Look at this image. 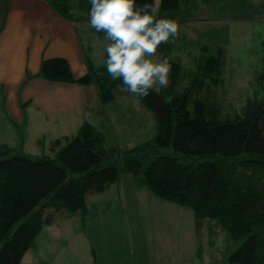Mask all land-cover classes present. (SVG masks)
Wrapping results in <instances>:
<instances>
[{
    "label": "trees",
    "instance_id": "trees-1",
    "mask_svg": "<svg viewBox=\"0 0 264 264\" xmlns=\"http://www.w3.org/2000/svg\"><path fill=\"white\" fill-rule=\"evenodd\" d=\"M47 1L68 15L62 9L66 6L58 4L61 0ZM89 7L88 0H71L70 9L77 12L87 14ZM179 7V0H161L158 16L175 19ZM215 62L209 57L203 71L210 73ZM169 63V86L137 97L153 114L154 135L130 149H106L100 132L88 123L74 136L55 139L49 156L42 158L0 144V264H21L42 228L56 222L58 215L66 221L77 212L85 224L87 197L119 184L123 173L157 199L190 209L195 224L215 221L230 240L239 242L227 256L228 264H264V104L249 101L244 117L233 122L214 119L199 101L191 114L189 88L180 95L174 92L181 66ZM38 76L93 85L102 103L111 102L121 88L105 65L89 67L75 78L64 58L43 60Z\"/></svg>",
    "mask_w": 264,
    "mask_h": 264
},
{
    "label": "rangeland",
    "instance_id": "rangeland-1",
    "mask_svg": "<svg viewBox=\"0 0 264 264\" xmlns=\"http://www.w3.org/2000/svg\"><path fill=\"white\" fill-rule=\"evenodd\" d=\"M189 3L187 5L181 3L179 11L182 17L179 21L185 22L176 21L178 24L176 37L167 43H161L156 58L167 57L169 61L173 60L181 66L179 82L174 92L175 95H180L184 89L189 88L187 108L191 114L194 112L196 102L199 101L203 103L206 113H208L207 109L214 113V119L233 122L237 117H244L245 105H248L249 101H262L264 104V0H245L244 3L239 0L208 2L191 0ZM184 11L189 16H183ZM239 16H245L249 21L229 20L232 19L231 17ZM81 38L92 68L100 69L104 66L106 58L104 47L107 41L96 37L98 45L96 47L95 43L88 45L86 37ZM209 57H214L216 62L213 70L207 73L203 71V63ZM196 78L200 79L195 80ZM166 88L157 85L153 90L159 92ZM119 91L126 93L119 88L111 102L102 104L98 100L100 108L101 105L105 107V111L101 108L103 117L92 113L89 117H85V120L90 123L97 121L94 126L105 140L106 149L114 148L120 152L151 138L155 132V120L153 114L140 105L136 96L120 95ZM112 103H120L127 108L117 110V107L111 108V113L114 115L112 118L106 114ZM95 111H98V106ZM4 113L6 112L2 110L0 118L4 117ZM29 113L27 108L24 116L31 121ZM83 113L89 115L85 109L77 111L78 130L84 123H88L80 121V115ZM59 116L57 115V119ZM42 117V109L34 108L33 120L25 127L24 124L12 125V123H8L6 128L0 127V141L8 140L9 144L16 146L11 149H21L33 159L42 158L43 155L49 156L50 151L40 141L43 139L42 135L47 137L54 131L51 130L50 121L43 122ZM90 123L88 124L91 125ZM154 198L163 203H171ZM171 205L175 209L180 206L172 203ZM128 207L125 208V212L130 220L133 213ZM79 215L80 213L76 212L68 221L61 220L58 215L56 222L43 227L38 234L39 239L36 237L34 246L24 254L21 264H92L93 252L101 258V253L109 257L125 250L121 245L123 240L121 229L114 227L115 224L106 229L107 235L100 236L104 241L106 240L105 245L98 240V235L93 230L91 235L94 243L87 246V242H82L81 238L77 237V232L82 231ZM93 217L94 214L89 213L87 223L83 226V231H88L89 239L90 221ZM204 232H207L206 228ZM176 242L181 245L179 239ZM202 242L207 245L205 239ZM238 245L239 242L230 240L222 229L213 231L209 242L211 256H207L205 249L204 258L199 264H226L227 256ZM177 262L181 264V260Z\"/></svg>",
    "mask_w": 264,
    "mask_h": 264
},
{
    "label": "crops",
    "instance_id": "crops-1",
    "mask_svg": "<svg viewBox=\"0 0 264 264\" xmlns=\"http://www.w3.org/2000/svg\"><path fill=\"white\" fill-rule=\"evenodd\" d=\"M189 1L191 0H179V10L181 3L187 5L190 4ZM58 4L66 6L62 9L68 15L57 12L47 0H0V113L2 110L6 112L0 118V127L6 128L8 123L24 124L25 127L33 120L34 108H41L43 122L50 121L51 130L54 131L47 137L42 135L40 143L47 149L55 139L77 133V111L80 109L89 113L80 115L81 122H88L85 117L92 113L103 117L101 108L105 111L103 105L101 108L98 105L102 102H98L93 85L50 82L38 76L41 62L51 58H64L75 78L83 76L92 65L81 37H86V43H95L96 47L98 45L95 38H103L96 35L88 25L86 13L70 9L71 0H61ZM182 14L189 16L185 11ZM75 15L80 19L73 21L71 18ZM181 17L179 11L175 20L185 22L179 21ZM231 18V22L249 21L245 16ZM113 107H117L116 110L127 108L120 103H112L106 113L112 118ZM27 108L31 121L24 116ZM57 115H60L58 119ZM94 123L90 124L94 126L97 121ZM0 144L16 147L6 139L1 140ZM117 185L112 184L103 194L87 197V215L91 212L94 214L90 221V239L87 237L88 231H83L87 222L82 225L81 220L79 223L83 232H77V237L90 246L94 243L91 235L94 230L98 240L105 245L106 240L100 236L107 235L106 229L115 224L114 227L121 229V245L125 250L109 257L101 253V258L93 252L92 264H180L177 260H181V264H199L204 258L205 249L207 256H211L210 235L213 231L222 229L219 225L207 220L195 224L192 211L181 206L175 209L171 203L156 200L145 187H135L129 174H121ZM127 206L133 213L130 220L125 212ZM177 239L181 241V245L176 242ZM203 239L207 241V245L203 244Z\"/></svg>",
    "mask_w": 264,
    "mask_h": 264
},
{
    "label": "clouds",
    "instance_id": "clouds-1",
    "mask_svg": "<svg viewBox=\"0 0 264 264\" xmlns=\"http://www.w3.org/2000/svg\"><path fill=\"white\" fill-rule=\"evenodd\" d=\"M88 25L107 43L104 65L113 81L136 97L170 84L172 65L157 49L178 33L175 19L159 17L161 0H88Z\"/></svg>",
    "mask_w": 264,
    "mask_h": 264
}]
</instances>
